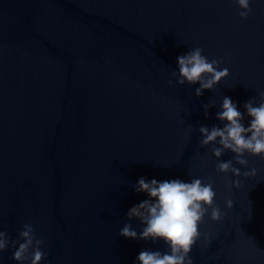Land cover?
Returning <instances> with one entry per match:
<instances>
[{
	"label": "water",
	"instance_id": "water-1",
	"mask_svg": "<svg viewBox=\"0 0 264 264\" xmlns=\"http://www.w3.org/2000/svg\"><path fill=\"white\" fill-rule=\"evenodd\" d=\"M0 264H264V0H0Z\"/></svg>",
	"mask_w": 264,
	"mask_h": 264
}]
</instances>
